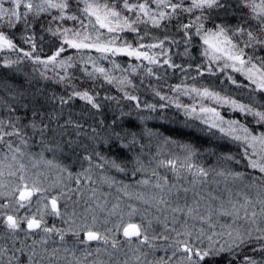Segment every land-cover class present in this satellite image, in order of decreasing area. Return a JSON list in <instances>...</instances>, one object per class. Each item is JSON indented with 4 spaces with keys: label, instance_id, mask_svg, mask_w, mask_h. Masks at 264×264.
<instances>
[{
    "label": "snow or ice",
    "instance_id": "snow-or-ice-1",
    "mask_svg": "<svg viewBox=\"0 0 264 264\" xmlns=\"http://www.w3.org/2000/svg\"><path fill=\"white\" fill-rule=\"evenodd\" d=\"M5 3L10 6L5 7ZM185 15L188 19L179 24L177 30L183 33L186 42H191L194 30V34L200 36L207 45L204 56L212 62L223 60V68L246 71L248 79L256 85L254 91L264 93V58H261L259 66L252 62V57L245 58L246 48L252 47L254 43L264 45V0H0V54H21L17 60L0 57V67L13 69L24 59H28L34 65L43 66L44 71L39 72L42 79L72 87L67 98L56 96L55 93L49 96L43 88L30 90L32 80L27 73L24 74L25 84L29 87L14 84L7 76H0V91L7 92L9 98L15 101V104L3 102L2 106L7 114L0 116V200L4 201L0 203V225L4 229L0 233V240L12 241L10 247L7 243L0 244V264H130L132 261L134 264H221L222 261L224 264H264V131L254 134V129L250 130L239 121H225L215 108L201 106V113L210 114V118L206 115L202 121L209 131L218 129L225 136L240 142L244 147L242 159L246 161V167L257 173L253 175L230 169L219 171L217 175L231 177L233 182L239 181L242 185L240 191L234 194L231 189H226L228 196L225 200L211 192L204 194L195 190L197 183H204L203 178L209 176L208 169L194 163L199 149L193 143H180L167 136L163 137L164 143L175 144L185 155L183 160L179 157L156 160L155 167L151 169L154 183L149 178L137 181L138 185L145 188L151 186L154 192L130 193L131 185L109 176L107 170L133 177L146 172L142 159L145 147L143 138L162 136L152 129L137 132L132 128H121L118 120L123 116L131 117V113L122 112L120 117L114 118L106 127L105 121L100 120L99 128L104 129V135L93 126H89L90 133L85 131L81 123L71 118L63 124L58 123L57 128L50 127L53 120H59V115L45 111L50 103L63 106L79 99L90 106V110L99 112L102 108L99 93L94 89H78L68 83L72 79L69 69L75 67V64L73 56L64 58L63 53L69 49L75 50L84 64L86 76L94 80L99 74L109 84L115 78L104 67L98 66L89 53H99L104 60L123 55L137 61H147L149 65L181 68V65L172 62L168 49L165 48L169 38L165 36L164 39L156 38L154 43H141L148 33L139 35L138 25L166 27L165 22L179 20ZM233 20L235 23H232ZM68 21L73 22V26H65ZM209 23L211 28L207 27ZM37 24L43 32L59 40L58 48L47 59L34 56ZM5 29L19 30L20 39L31 50L18 46ZM125 32L137 34L135 45L122 38L120 34ZM245 36L247 39L242 41L241 47L240 42L234 38ZM170 42L178 43L175 40ZM155 49L160 52L150 54L149 50ZM185 54H188L187 48ZM161 56L164 57L162 60ZM89 62L93 71H88ZM112 63L115 68L120 67L114 61ZM49 66L52 67L54 76L46 74ZM138 67L139 65L132 66V72L135 73ZM14 71L19 73L21 70L17 67ZM207 71L214 74L210 65ZM146 73L149 76L155 75L152 67H147ZM229 79L232 80V77ZM232 82L236 83L235 80ZM131 83L127 77L118 81L122 86L123 98L135 102V108L139 111H156L157 105L142 106L138 96L124 90L123 86ZM174 90H179V86ZM190 91L201 97L231 104L241 113L251 115L255 123L264 128V102L254 101L247 105L220 97L207 88H192ZM155 95L161 100L165 99L158 91ZM103 99L108 101L116 98L105 96ZM2 100L0 97V101ZM159 107L163 109L166 105L161 104ZM176 107H183L186 115L196 111L195 108L189 109L179 103ZM20 109L31 112V118L26 123L25 117L17 114ZM150 118L138 117L140 121ZM68 126L73 128L74 137L65 138ZM50 132L54 134L52 137H49ZM36 136H39L40 153L28 151L30 141ZM105 149L109 153L116 149L123 155H105ZM133 149H137V152L131 155ZM206 151L210 155H216L212 148ZM44 152H51L54 156L62 155L69 163H62L58 158L45 159ZM25 159L32 162V167L43 162L47 167L57 169L60 175L51 183L45 184L40 179L41 173L28 175L29 168ZM218 159L240 163V160L230 154L221 155ZM151 163L150 160L149 164ZM75 164L80 165L81 171L73 172ZM85 164L87 167H84ZM159 168L170 170L176 182H170L167 175H161ZM97 169L100 170V183L110 188L119 185L117 191L145 205L143 211L135 205L127 204L125 212L119 202L109 208L107 199L101 203L97 189L90 188L92 195L89 201L94 204L85 201L88 206L83 213H77L75 207L69 212L68 201L73 205L80 203L73 197L82 195V186L97 183L93 179ZM184 172L192 176L189 181L191 188L179 183L186 178ZM65 179L74 182L76 187L65 183ZM189 192H192L191 203L188 202ZM213 201L220 203L214 206ZM33 203L35 211L32 210ZM21 209L27 210L24 215H20ZM149 209H155L163 215V232L158 233L153 229V219L161 222V216L150 219ZM101 214H104L103 220L100 219ZM48 216L59 218L66 227L48 226L45 219ZM114 216L118 217L116 222L111 220ZM137 216L140 217L139 222L135 221ZM222 218H227V221L220 223ZM110 223L111 227L108 226ZM38 233H42L40 239H32ZM53 235L58 236L62 243L66 236L71 235L75 238L73 248L64 246L62 249L53 248L49 252L46 245ZM29 239L32 241L30 244ZM157 241H163L164 244L158 245ZM92 242L102 243L104 247H97L95 256L87 250L82 257L76 256V245L87 248ZM145 246L150 250L162 247L166 258L149 260V252L145 250ZM125 247L133 253L131 257L124 251ZM61 250L64 256L60 255ZM169 250L171 255H167ZM101 252L108 256V260L100 258ZM121 252L124 259L119 258ZM177 254H180L179 257Z\"/></svg>",
    "mask_w": 264,
    "mask_h": 264
},
{
    "label": "trees",
    "instance_id": "trees-1",
    "mask_svg": "<svg viewBox=\"0 0 264 264\" xmlns=\"http://www.w3.org/2000/svg\"><path fill=\"white\" fill-rule=\"evenodd\" d=\"M111 2V0H109ZM198 14V13H197ZM188 17L182 16L179 20H172L171 22H165L166 27L161 28H152L151 25H138L140 28L139 35H144L145 32L148 35L145 36L141 43L149 44L156 42V38L164 39L165 36L169 38V41H166L165 48L168 49V55L171 56L172 62L181 65V68H168L166 65L163 67L149 65L147 61H137L134 58H129L127 56L118 55L115 57H110L108 60L101 59L106 64H112L114 61L116 64H119V71L115 75H110L115 78L112 84L107 83L102 76L97 74V77L89 79L83 71L84 67H78L80 65V58L76 54L75 50L69 49L67 52L63 53L62 56L66 58L71 55L74 58L75 67L69 69V75L72 79L68 82L70 85L77 87L78 89L91 88L94 91L99 93V102L102 104V108L99 112L96 110H90V106H87L84 101L79 99H74L69 102V104L60 106L56 103H50L45 108L47 112H54L59 115V120H53L50 124L51 128H57L58 123L63 124L65 120L71 118L75 122H79L84 126V130L90 133L89 126L97 127L101 135H104V129L99 128V121H105V127L110 125L114 118L120 117V114L131 113V117L123 116L118 120L121 128H132L133 130L139 132L144 129H152L155 132L162 134L160 138L153 137L149 139L147 136L143 138V143L145 145L143 149V161L145 163L147 171L144 173H138L135 177L131 175H125L123 173L116 172L115 170H107L109 176L115 177L117 181H121L124 184L131 185L129 192L135 194V190L139 192H144L151 194L155 190L151 186L145 188L137 184V181L145 178H149L152 182H155V178L151 177V169L155 167L156 160H166L174 159L179 157L181 160L184 158V153L182 150L177 147L175 144H165L163 137H170L172 140L178 141L180 143H193L198 149L199 152L196 157H194V163L210 170L209 176L211 179L219 178L218 181L224 186V190L235 187V182L232 181L231 177L219 176L217 175V170H226L230 169L232 171H238L242 173H253V170L246 167V161L242 159V153L244 150L243 145L232 140L230 137L225 136L220 133L218 129H212L211 132L208 129V126L202 121V114L196 110L191 115H186L184 108H177L176 104L179 103L187 108L200 109L201 106L209 105L214 107L220 113L225 120H236L240 124H243L249 127L250 130L254 129V134H259L261 131H264V128H261L255 123V119L246 113H241L239 109H234L231 104L217 102L214 99H209L197 95V93L190 91L192 88L203 90L204 88L209 89L212 92L218 93L220 97H223L228 100H235L237 103L250 105L255 102H264V93L254 91L256 85H254L247 77L246 71H219V66L209 64L204 57L198 53L196 46L198 41H200V36L192 34L191 42H186L183 33L178 31L177 28L179 24L186 22ZM235 23V20L232 21ZM65 26H73V22H66ZM208 27H212L211 23L207 24ZM10 36H12L18 46L23 47L25 50H31L28 44L23 43L20 39L21 33L19 30H7ZM124 40H127L129 43L135 45L137 43V34L131 32H125L120 34ZM43 36L41 40L40 37ZM247 37L235 38L240 42V46L243 47V40H246ZM171 40H175L178 43H171ZM36 51L34 56H39L41 59H47L51 56L59 46V40L55 37H52L50 34L43 32L39 26L36 25ZM254 45V44H253ZM188 49V54H185V49ZM150 54L159 53V49L149 50ZM246 59L252 57V62L257 66L260 65L261 58H264V49H255L254 46L246 48ZM90 54H94L91 52ZM21 54L17 52H7L0 54V57H8L10 60H17ZM100 55V54H99ZM93 56V55H92ZM164 57L161 56L162 60ZM98 59V58H97ZM139 65L135 73L132 72V66ZM211 66L213 68L214 74H210L207 71V67ZM34 67V64L28 60L24 59L23 62L19 65H15L13 69H4L0 67V76H7L8 79L17 85L25 84V73L29 79L32 80V85L30 90H35L36 88H43L46 93L51 96L55 93L56 96H65L67 98V93L72 91V87H66L64 84H56L52 80H44L40 76L34 75V71L31 67ZM251 65H249L250 67ZM19 68L21 71L16 73L15 68ZM50 67V66H49ZM152 67L155 75L149 76L146 73V68ZM219 68V69H218ZM183 69V70H182ZM56 71H60L56 69ZM88 71L90 69L88 68ZM201 72L203 73L201 75ZM48 76H54L55 73H46ZM61 74H63L61 72ZM127 77L131 80V84L123 86L125 91H128L132 95H136L139 98L141 105L144 104H155L157 105L156 111L143 110L139 111L135 108V102L128 101L123 98V91H121V85L118 84V81ZM159 77V79L157 78ZM232 77V80H235L236 83H233L229 79ZM179 86V90H174ZM160 92L161 96H164L165 99L161 100L159 96H156V92ZM105 96L115 97V100L105 101L103 98ZM0 97L3 98L0 101V116L6 115V110L3 108V102L15 104V101L11 100L8 96V93L5 91H0ZM118 101V102H117ZM163 104L166 105L163 109L159 106ZM62 113V114H61ZM18 115L25 117L24 122H27V119L31 118V112L20 109L17 113ZM139 116L151 117L150 119H145L140 121ZM199 117V118H198ZM131 120V123H129ZM47 122V120H46ZM65 138L74 137L75 132L71 126H68L65 130ZM54 134L49 133V137H52ZM57 138H59L57 136ZM86 142V141H85ZM212 148L215 150L216 155H210L206 149ZM29 152L40 153L41 147L39 145V136H36L33 141H30V147L28 148ZM67 151V149H66ZM105 155L121 156L123 153L118 152L116 149H113L110 153L105 149ZM137 149H133L131 155L136 154ZM158 154V155H157ZM224 154H230L234 156L237 160H240L239 164L235 162H226L219 160L218 157ZM45 159L53 160L59 159L62 163H69V160L57 154L54 156L51 152H44ZM155 157V160H153ZM152 161L149 164V161ZM30 164V163H29ZM28 164V165H29ZM47 168L52 170V178L55 180L60 173L55 168H49L43 164H38L36 167H32V163L29 166V171L36 168ZM84 167H87L85 164ZM148 167V168H147ZM131 165H129V170ZM150 168V169H149ZM149 169V170H148ZM98 170V169H97ZM81 171L79 164L73 165V172ZM159 173L161 175H167L170 182H176L174 174L165 168H159ZM183 171V170H182ZM100 170H98L97 176L94 174L93 179L97 180L95 184H89L87 187L82 186V195H75L73 199L79 200L78 205H74L77 212L83 213L84 209L88 206L85 204V201H89V197L92 195L90 188L97 189V196L102 199V202L107 199L108 207L111 208L112 204L117 202L120 203V206L127 212L126 205L132 204L137 206L143 211L145 205L141 202L133 199H129L128 196H125L123 192L117 191L119 185H114L113 187H108L106 184L99 182ZM185 179H181L179 183L184 187L191 188L189 181L192 179V176L186 172L183 173ZM66 176V174H65ZM205 181L210 180L209 177L203 178ZM247 181V180H246ZM245 181V183H246ZM210 182V181H207ZM239 182V181H238ZM65 183H69L73 188L76 187L75 183L65 179ZM220 184V183H219ZM203 187L201 183H197L195 190L201 191ZM134 191V192H133ZM138 193V192H137ZM225 193V192H224ZM192 196V192L188 194V197ZM253 195V193H252ZM183 203V200H181ZM4 202L0 200V203ZM101 202V203H102ZM90 204H94L93 201H89ZM79 206V207H78ZM83 206V207H82ZM149 218L160 215L161 222H155L156 225H163V215L157 213L155 209H149ZM100 219H104V214H101ZM112 218L111 220H113ZM125 219L127 216L125 215ZM140 217H136L135 221L139 222ZM170 219V217H169ZM153 221H155L153 219ZM114 222V221H113ZM111 227V223L108 225ZM159 230H163V226L158 227ZM4 229L0 225V233H3ZM23 235L21 234V237ZM122 238V237H121ZM37 241L40 237L35 238ZM123 239V238H122ZM32 241L28 240L30 244ZM7 243L10 247L12 244L11 240L4 239L0 240V244ZM96 242H92V245H95ZM162 243V242H160ZM52 247H48V250ZM96 249H91L93 255H96ZM61 256H64L60 254ZM100 255V254H99ZM77 257H82L80 253L76 254ZM90 260L92 257L89 258ZM221 264H224L222 261Z\"/></svg>",
    "mask_w": 264,
    "mask_h": 264
},
{
    "label": "rangeland",
    "instance_id": "rangeland-1",
    "mask_svg": "<svg viewBox=\"0 0 264 264\" xmlns=\"http://www.w3.org/2000/svg\"><path fill=\"white\" fill-rule=\"evenodd\" d=\"M10 5L9 4H7V3H5V7H9ZM208 27V26H207ZM208 28H211V27H208ZM235 39V38H234ZM254 47H255V49H264V45H259V44H255L254 43V45H253ZM207 47V45H205L204 44V42H203V39L202 38H200V41H198V44H197V46H196V50L198 51V53H200L203 57H204V59H206L207 60V62L209 63V64H213V65H215V66H219V71H221V69L223 68V64H224V61L223 60H221V61H218V62H212V61H210L209 60V58L208 57H206V56H204L203 55V52H204V49ZM94 52V51H93ZM90 54V53H89ZM92 57H93V59L94 60H96V63H97V65L98 66H100V67H104L107 71H108V73H109V75H115L118 71H119V69L118 68H115L114 66H113V63L112 64H106L104 61H102L101 60V58H100V55H99V53H96V52H94V54H90ZM6 58H8V57H6ZM85 60L87 59V55H85ZM98 58V59H97ZM79 62H80V65H78V67L80 66V67H84V64L79 60ZM31 67V66H30ZM32 69H37L36 71H34V75L36 74L37 76H40L39 75V72L40 71H44V69H43V66L42 65H34V67H31ZM88 68L90 69V71H93L94 69H93V66H92V64H91V62H89V64H88ZM223 72H227V71H234L231 67H229V68H223V70H222ZM48 73H54V71L52 70V67L50 66L49 67V70H48ZM204 107H211V106H209V105H205ZM214 108V107H213ZM216 109V108H215ZM196 110H198V112L199 113H201L200 112V109H196ZM216 111L218 112V110L216 109ZM202 114V119L207 115L209 118H210V114H204V113H201ZM225 120V119H224ZM225 121H228V120H225ZM225 127H227V125H224ZM39 153V152H38ZM37 159H38V157H37ZM27 165H28V168H29V166L31 165V161L30 160H28V159H25V161H24ZM40 164L42 163V162H39ZM39 163H37L38 164V167H39ZM37 166V165H36ZM148 168V167H147ZM29 169H31V168H29ZM150 169V168H149ZM148 169V170H149ZM209 172H210V170H209ZM219 171L217 170V172L216 173H218ZM35 173H41L42 175H41V177H40V179L41 180H43L44 181V183L45 184H48V183H51L52 181H54V179L51 177L52 176V170H48L47 168H45V167H43V168H36V169H32V171L30 170V171H28V175H32V176H34V174ZM97 174H98V170H95V175L97 176ZM209 178H210V180H207V181H210V182H207V181H205L204 183H202L201 184V186L203 187V189L200 191V192H202V193H204V194H207V193H209V192H211L213 195H216V196H219V197H221L222 199H227V196H228V193L224 190V186L222 185V183L220 182V181H218V179L217 178H219L218 176H216L217 178H215L214 177V179H211V176H208ZM248 181H246V183H247ZM220 183V184H219ZM242 187V185L240 184V182H238V181H236L235 182V187H233V188H229V189H231L232 190V192H233V194L234 193H236V192H238V191H240V188ZM134 192V191H133ZM135 192L137 193V192H139V190H135ZM225 192V193H224ZM190 193V192H189ZM188 193V194H189ZM253 193V196L255 195V193H254V191L252 192ZM190 196V195H189ZM33 201H35V197L33 198ZM100 202H102V199H100ZM182 202V201H181ZM188 202L189 203H191L192 202V196H190V198L188 197ZM220 203V201H213V205L214 206H217L218 204ZM73 204H72V202L71 201H68V211L69 212H71L72 211V209H73ZM79 207V206H78ZM83 207V206H82ZM121 208H122V206H121ZM32 210L33 211H35V204L33 203V205H32ZM26 209H21L20 210V215H24L25 213H26ZM77 213H80V212H77ZM139 217V216H138ZM112 218H114L112 221H114V222H116L117 221V219H118V217H112ZM111 218V219H112ZM46 220H47V223H48V226H52V225H55L56 227H66V225H64L63 223H62V221L59 219V218H55V217H51V216H48V217H46L45 218ZM227 221V218H222L221 219V221H220V223H225ZM157 223V221L155 220V221H153V229L156 231V232H163V230H159L158 229V227H161V226H163V225H156V223ZM22 227H23V225H22ZM22 234V233H21ZM23 235V234H22ZM42 235V233H38V234H36V235H34L33 237H32V239H35L36 237H40ZM120 239H122L121 237H120ZM29 240H31V239H29ZM74 240H75V238L74 237H72L71 235H69V236H66V238H65V242H60L59 241V237L58 236H55V235H53L52 236V239L51 240H49V242H48V244L46 245V247L48 248V247H52V249L53 248H63L64 246H67V247H69V248H73V243H74ZM160 242H162V243H160ZM158 245H163L164 244V242L163 241H157L156 242ZM97 247H100V248H103L104 246H103V244L102 243H100V244H98L97 242L95 243V245H92V243H91V245L90 246H87V248L84 246V245H76V247L74 248V251H75V254H78V253H80V255H84V253H85V251L87 250V251H91V249H96ZM51 248H50V250H49V252H51V250H52ZM145 250L146 251H148L149 252V256H148V259L149 260H156V259H159L160 257H165L166 258V254H165V252H164V250H163V248L162 247H159L158 249H156V250H150V249H147L146 248V246H145ZM124 251H126V252H128V256L129 257H131L132 255H133V253L130 251V250H128L127 249V247H125V249H124ZM60 254H62V255H65L64 253H63V251L61 250V253ZM167 255H171V250H169L168 251V253H167ZM178 255V257H179V255L180 254H177ZM100 258L101 259H103V260H108V256L107 255H105L103 252H101L100 253ZM119 258L120 259H124L125 257H124V254H123V252H121V253H119ZM130 264H134V261H132V262H130Z\"/></svg>",
    "mask_w": 264,
    "mask_h": 264
}]
</instances>
